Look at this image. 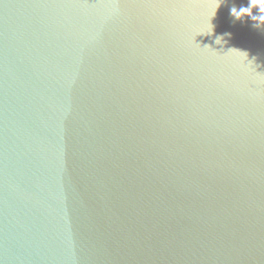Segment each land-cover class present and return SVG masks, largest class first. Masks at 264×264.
<instances>
[{
    "label": "water",
    "instance_id": "1",
    "mask_svg": "<svg viewBox=\"0 0 264 264\" xmlns=\"http://www.w3.org/2000/svg\"><path fill=\"white\" fill-rule=\"evenodd\" d=\"M0 264H264V0H0Z\"/></svg>",
    "mask_w": 264,
    "mask_h": 264
}]
</instances>
